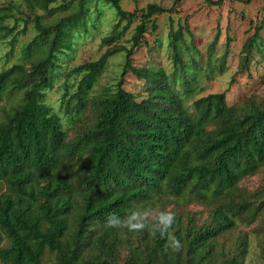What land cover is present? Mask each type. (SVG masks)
Wrapping results in <instances>:
<instances>
[{
  "label": "trees",
  "instance_id": "obj_1",
  "mask_svg": "<svg viewBox=\"0 0 264 264\" xmlns=\"http://www.w3.org/2000/svg\"><path fill=\"white\" fill-rule=\"evenodd\" d=\"M182 1L134 11L121 0L0 6V43L11 38L14 47L33 29L17 60L0 69V264H244L249 235L238 227L264 228V183L254 191L240 185L258 173L264 178V96L232 104L225 91L195 98L204 76L223 73L231 39L216 56V34L205 61L187 19L176 27L172 18L163 43L156 15L176 12ZM101 5L115 14L101 40L108 47L71 70L80 78L62 86L57 111L47 91ZM260 31L256 25L246 39L238 72L256 52L264 64ZM144 45L150 54L167 46L172 69L134 65ZM119 55L116 81L98 90ZM129 73L143 81L142 99L126 88ZM192 204L206 205L208 215ZM134 207L174 213L170 231L181 249L165 250L158 233L105 226L108 213L123 217ZM261 256L264 264V250Z\"/></svg>",
  "mask_w": 264,
  "mask_h": 264
},
{
  "label": "rangeland",
  "instance_id": "obj_2",
  "mask_svg": "<svg viewBox=\"0 0 264 264\" xmlns=\"http://www.w3.org/2000/svg\"><path fill=\"white\" fill-rule=\"evenodd\" d=\"M10 1L0 0V6ZM174 1L121 0V3L125 9L134 11L154 2L165 7H171ZM100 9L102 11L101 14L97 12L93 15L94 18L89 23L87 34L76 38L75 49L70 52L69 56L62 57V73L55 82L54 87L47 91V101L57 111H59V99L63 92L62 86L64 84L74 85L80 78V76L71 74V70L85 61L98 59L108 47L107 45H102L101 40L114 24L115 14L114 10L107 5H101ZM156 18L160 26L159 39L163 43L167 41L171 21L174 19L177 27L179 22L187 19V25L194 34L193 40L204 56L205 61L208 59L207 52L216 34L219 35V41L215 48L216 56L224 54L228 47V39H231L229 41L230 52L226 59L223 73L216 72L211 77L204 76L197 87L195 98L213 92L225 91L227 92L228 102L232 104L252 95L264 96V64L260 62V54L258 52L253 56L250 66L242 72H238L242 61L243 45L248 36L254 33L256 25L261 26L260 34L262 39L259 42L264 48V0H252L250 3L242 0H226L222 5H212L207 0H183L176 12L159 14L156 15ZM21 26H23V21ZM131 33L132 27L128 29L125 37H129ZM32 36L33 29L29 28L26 34L19 36L18 42L14 47L8 43L11 38H7L0 43V69L17 60L23 43ZM147 37L149 42L154 44L153 41L156 36L147 34ZM10 52L12 53L10 54ZM169 55L170 52L167 46L150 54L148 47L144 45L134 53L133 64L139 66L155 62L165 66L167 70H171L173 61ZM121 61V55L110 59L108 69L97 85L98 90H102L116 81V77L121 70ZM125 86L127 89L137 93L139 99H142L143 95H145L143 81L132 73L126 76ZM263 183V174L258 173L245 178L240 185L250 191H254ZM190 209L202 211L203 217L208 215L207 206L204 204H192ZM257 226L261 231L257 229ZM238 228L249 235V253L244 264H263L261 254L264 250V228L257 222L250 226L240 225ZM47 261H49L48 255L45 259V262Z\"/></svg>",
  "mask_w": 264,
  "mask_h": 264
},
{
  "label": "clouds",
  "instance_id": "obj_3",
  "mask_svg": "<svg viewBox=\"0 0 264 264\" xmlns=\"http://www.w3.org/2000/svg\"><path fill=\"white\" fill-rule=\"evenodd\" d=\"M175 214L170 211L155 212L152 209L134 207L121 217L117 212H110L105 217V226L109 228H127L131 232L149 231L152 236L157 233L166 240L165 250L179 251L180 240L173 231Z\"/></svg>",
  "mask_w": 264,
  "mask_h": 264
}]
</instances>
